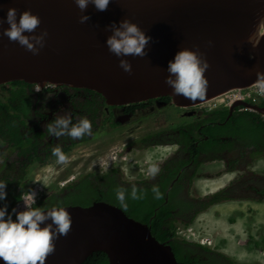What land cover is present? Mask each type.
<instances>
[{"label": "water", "instance_id": "obj_1", "mask_svg": "<svg viewBox=\"0 0 264 264\" xmlns=\"http://www.w3.org/2000/svg\"><path fill=\"white\" fill-rule=\"evenodd\" d=\"M9 7L17 10V20L25 10L40 18L33 33H23L47 30L38 54L3 35ZM82 14L89 20L80 23ZM124 18L151 37L145 56L125 57L131 74L117 67V58L105 45L111 34L107 26ZM181 48L198 49L208 61L202 100L173 96L164 82L170 75L167 62ZM103 62L111 64L106 67ZM257 71L264 72V0H110L106 10L89 4L84 13L74 0H0V86L22 81L41 88L46 84L86 88L116 106L169 96L178 106L190 107L253 85ZM237 106L264 114V108L247 102H237L231 110ZM65 208L72 217L70 230L54 241L55 250L45 264H82L95 252L105 253L109 264H178L172 247L160 242L149 225L115 205L99 201Z\"/></svg>", "mask_w": 264, "mask_h": 264}, {"label": "clouds", "instance_id": "obj_2", "mask_svg": "<svg viewBox=\"0 0 264 264\" xmlns=\"http://www.w3.org/2000/svg\"><path fill=\"white\" fill-rule=\"evenodd\" d=\"M109 2L110 0H74V4L81 13H84V10L89 4L93 5L97 11H104ZM88 20L89 16L86 14L79 16L80 23H84ZM3 22L8 25L7 28L3 29V35L7 37L9 41L17 42L33 55L38 54L40 49L44 47L45 38L48 35L47 30H41L39 35L26 36L23 34L25 32L33 33L41 23L40 18L31 13L30 10L21 12L17 20V10L9 7L6 10ZM107 28L111 32L105 40L108 52L118 58V66L125 73L131 74V64L129 61L119 58L127 56H145V48L151 40V37L147 36L136 23L131 22L127 18L122 19L118 23L113 22L108 25ZM261 33L262 31L259 34ZM249 41L253 42V46H255L253 37L250 36ZM208 67L209 64L207 59L204 58L202 54H198V49L191 50L188 48H181L175 53L173 59L167 62L166 71L170 75L165 78L164 82L171 87L173 96H182L191 101H196L197 99L202 100L208 87V80L203 74ZM252 84L253 85L247 88L237 89L248 91L254 87L257 95H264V72L257 71L256 79ZM35 85L37 89L40 88L37 84ZM228 92L221 94V96ZM237 102H247L252 106L264 108V104H258L259 102L256 100L255 96L247 100L236 101L230 105H221L211 111L205 110L199 103L189 108L181 106H179V108H192L207 114L216 110L226 109L228 110L227 119L233 115L229 116V111L232 113L235 109H237L235 111L245 110L255 113L258 112L264 119L263 113L250 110L249 107L237 106L231 110V107ZM44 129L52 137L59 138L65 136L69 138L63 139L62 142L67 140V144L70 145V148L64 153L60 147L63 143L60 142V145L57 144L51 147V155L55 157V160L46 161L43 165L33 164L30 166L26 184L21 192L19 201L10 210L6 201L8 195L5 190L6 184L0 181V262H3V264H45L46 257L55 250L54 241L58 237L68 234L72 223V217L65 207L81 205H52L47 208L36 206L42 200L47 189L55 188L58 191H64L67 187L73 185L85 175L103 174L107 171L115 170L124 184L132 185L128 196L131 199L142 198L143 190L140 191V195L138 196L135 184L155 180L164 165L175 156L172 150L165 145L154 143H135L133 141L132 144L125 145L121 142L119 146L120 154L113 156L105 154L104 143L96 142L91 146L89 144V138L79 141L76 144H71L73 139H79L87 135L90 136L92 125L86 116H80L73 122L68 112H65L63 115L55 114L54 119L45 124ZM108 130L109 128H107V131ZM159 131H161L160 128L154 129V132ZM131 135H133V133L129 134V136ZM147 136L149 135H144V137ZM261 154L254 156L245 155L241 162H239V155L234 154L229 158V160L232 161L231 163L228 159H215L202 163L198 167L191 184L188 186L186 192L187 197L192 196L194 199L202 200L213 194L217 195L221 192L229 193L230 185L216 191L214 183L215 177H230L233 175L230 172L240 171L243 167L247 168L246 173L264 171V167L257 166V163L261 161L260 159L264 156V154L260 156ZM259 156L261 157L260 159L257 158ZM49 164H53L54 166L51 176L46 178L42 183H37V185L29 191H26L25 187L32 176L34 167H46ZM188 166L185 167V170L190 169H187ZM40 178L41 174L35 175V180H39ZM199 181H201V186H199ZM151 191L156 198H159L160 192L157 186L153 185ZM115 196L121 207L127 206L124 188L117 187ZM221 199L223 200L214 205L212 204L204 211L210 212L209 209L211 207H216L223 203L230 205L229 197ZM262 207L264 208V204H262ZM203 213L199 214L195 221L188 226H185L182 222L179 224L176 231L178 240L187 243L188 245H184L189 248L192 247V244L202 246L207 252H209L207 248L215 249L222 247V253H225L227 258L236 259V261L231 262V264H248L249 260H252L254 256L253 253L250 252L251 250L253 251L254 248L248 247L244 250L243 247L245 246L241 244L246 242L249 237L256 241L264 238V212L247 210L245 213H240L236 220L227 219L230 225L236 226L235 231L231 232L226 229L228 224H224L225 230L227 231L224 234H226L227 237H221V239L227 241L226 246H219L211 239V235L206 241H204V239L194 241L192 228L196 220ZM47 220H50L51 223L44 224V226L41 227V224ZM258 231H261V234ZM239 235L242 238L241 242L238 241ZM241 246L243 247L241 248ZM261 251L262 253L260 251H258V253L264 256V250L261 249Z\"/></svg>", "mask_w": 264, "mask_h": 264}, {"label": "trees", "instance_id": "obj_3", "mask_svg": "<svg viewBox=\"0 0 264 264\" xmlns=\"http://www.w3.org/2000/svg\"><path fill=\"white\" fill-rule=\"evenodd\" d=\"M35 84L13 81L0 86V181L6 184L8 193L6 201L9 210L19 201L26 184L30 166L43 165L51 152V146H44L39 126L31 127L33 123L34 98L32 92ZM264 104V101L261 102ZM228 110H216L206 117L182 126L174 132L173 142L180 146V153L171 158L162 168L155 180L135 184L138 196L143 190L142 198L131 199L128 194L132 185L122 182L115 170L103 174H88L64 191L49 188L42 200L36 205L47 208L52 205L90 206L95 201H105L116 205L124 214L150 226L152 234L160 241L168 243L176 255L179 264H205L206 261L192 257L187 243L178 240L176 231L179 224H192L199 214L209 206L220 202L221 196L216 195L208 201L199 200L197 212L188 223L184 208L175 211L177 206L166 204L161 197L171 201L180 193H186L198 167L207 161L228 159L234 154L254 156L264 153V119L260 114L251 111L238 110L227 119ZM97 123L99 118L96 117ZM95 125V122L92 126ZM87 136L73 139L71 144L85 140ZM60 146L65 153L70 145L67 140ZM149 143V142H144ZM41 152V153H40ZM194 161L189 170L185 167ZM231 163L232 161L229 160ZM158 187L159 198L151 191L152 186ZM117 187L125 189L126 207H121L115 196ZM231 197L226 193L225 199ZM160 199V200H159ZM158 207V209H157ZM185 244V245H184ZM264 250V238L260 243ZM218 264H231L226 258L215 256ZM83 264H109L106 254L95 252Z\"/></svg>", "mask_w": 264, "mask_h": 264}, {"label": "flooded vegetation", "instance_id": "obj_4", "mask_svg": "<svg viewBox=\"0 0 264 264\" xmlns=\"http://www.w3.org/2000/svg\"><path fill=\"white\" fill-rule=\"evenodd\" d=\"M32 95L34 97L32 99L34 102V111L32 113L34 118L33 123L30 126H39L37 131L38 134L41 133L42 135V140L45 143L44 146L50 145L53 147L57 144L60 145V142H62L63 139H69L65 136L59 138L52 137L44 129L45 124L54 119L55 114L63 115L65 112H68L73 122H75L80 116H86L90 120L91 125L95 122V125L92 126L91 134L88 136L89 144L91 146L94 145V143L99 142L97 137L102 134L101 130L105 128H109V130L112 131L111 133L116 135V140L104 148L105 154L108 156L120 154L119 146L121 141L119 138L123 134L127 133L131 122L133 124L139 123L140 125H146V134L149 136H158V142L156 143H159V145H165L171 149L173 155L176 156L180 153V146L176 142H173V136L177 135L174 130L200 120L208 115L207 113L192 108H179L178 110H175L173 115H168L167 109L172 107L171 103L173 102L172 98L169 96H162L145 101L116 106L108 104L101 94L93 90L55 84H46L39 89L34 87ZM255 98L259 102L258 104H261V100L257 97ZM235 110H233L232 113L229 111V116L234 114L236 112ZM96 117L99 118L98 123L97 119H95ZM174 120L176 123L175 128L167 130L163 129L162 131L154 132L155 125L157 123H161L159 128H164V126H167ZM244 156L245 155H239V162H241ZM262 158H264V156H262ZM53 160H55V157L52 156L50 152L48 154L47 161ZM193 163L194 161L192 160L190 165L192 166ZM190 165L187 169L190 168ZM246 171L247 168L243 167L240 171L230 172L233 175L230 176L231 183L229 184V195L231 197H229V201L236 203H248L247 201L245 202V199L247 197L255 199L256 193H260V198L264 199V177H244L249 174H256L246 173ZM233 196H239V200L233 199ZM197 205H199V200L194 199L192 196L186 197L184 211L186 212L185 216L188 217V220L180 218L185 221L184 223H188L195 215L197 212ZM218 235L219 232L216 235H211V239L219 246H226L227 241L221 239ZM261 239L256 241L255 239L249 237L246 242L242 244L240 243L245 246H241V248L243 247L244 250L248 247L254 248L253 251H250L254 256L258 253V251L262 253L260 248ZM190 249L193 250L192 257L205 260V264H218L215 256L217 258L224 257L230 263L236 261V259L227 258L226 254L222 253V247L215 249L207 248L209 249V252H207L204 247L192 244ZM196 263L198 264L197 261ZM248 264H262V260L260 258L252 259L249 260Z\"/></svg>", "mask_w": 264, "mask_h": 264}, {"label": "rangeland", "instance_id": "obj_5", "mask_svg": "<svg viewBox=\"0 0 264 264\" xmlns=\"http://www.w3.org/2000/svg\"><path fill=\"white\" fill-rule=\"evenodd\" d=\"M247 92L253 93L254 87L248 90ZM171 104H172V107L167 109L168 115H173L175 113V110L179 109V106L174 102V100ZM159 126H161V123H157L155 125V128L156 127L159 128ZM175 126H176V123L174 120L170 122V124H168L167 126H164V128H160V129L162 131L163 129L167 130L170 128H175ZM132 130H135V131H132ZM101 131H102V134L97 137L98 138L97 140L100 143H104L105 147L116 140L117 137L116 135L111 133L112 131H109V130L107 131V128ZM130 133H133V135L129 136ZM146 133H147L146 125L144 124L140 125L139 123L133 124L131 122L127 130V133L123 134L119 138V140L125 145L132 144L133 141L135 143L149 142V143L159 144V143H156L158 142L157 141L158 136L151 135V136L144 137ZM263 154L264 153H262L260 156H262ZM260 156L257 158L260 159L261 158ZM260 160L261 161L257 163V166L263 168L264 158H261ZM53 170H54L53 164H49L46 167L35 166L32 172V176L25 187V190L29 191L35 185H37V183H42L46 178H49L51 176V173ZM255 173H256L255 175L249 174L244 177H251V178L255 176L264 177V171H256ZM39 174H41V178L39 180H35V175H39ZM214 183H215V188L217 191L219 189H222L223 187L228 186L231 183V179L229 176L215 177ZM199 186H201V181H199ZM226 193L227 192H221L217 195L221 197H225ZM212 196L215 197L216 195L213 194ZM212 196L203 198L202 201H208ZM255 196H256L255 199H251L250 197H247L245 199V202L247 201L248 203H244V202L236 203V202L229 201L230 205L223 203V204L217 205L216 207L215 206L211 207L209 209L210 212L203 213L201 216H199V218L194 223L193 228H192V233L194 234V241H199L201 239H204V241H206V239L210 235H216L218 232H219L218 236L220 238L227 237V235L224 234L227 232L225 230L224 224H228V227L226 229L231 232L235 231V226H236V225L235 226L230 225L227 219L236 220V218L238 217L240 213H245L247 210L264 212V208L262 207V204H264V199L260 198V193L259 194L256 193ZM186 197H187L186 193H180L179 196L174 197L171 201H169L168 197L163 196L160 198V199H163V202L160 201L159 203L161 205H166L168 203L171 205H176L177 208L175 211H179L182 209L183 206H185ZM232 198L235 200H239V196H233ZM237 230H240V229H237ZM261 231H258V232L261 234ZM238 241L240 242L242 241V238L240 235L238 236ZM257 258H260L262 260V264H264V256H262L260 253H257L255 256H253L252 259H257Z\"/></svg>", "mask_w": 264, "mask_h": 264}, {"label": "built area", "instance_id": "obj_6", "mask_svg": "<svg viewBox=\"0 0 264 264\" xmlns=\"http://www.w3.org/2000/svg\"><path fill=\"white\" fill-rule=\"evenodd\" d=\"M254 94V95H253ZM255 93L253 92H247L246 90L243 89H236L229 91L227 94L221 96V99H211L208 103H203L200 104L202 105L205 110L211 111L216 108H218L221 105H230L231 103H234L236 101H241V100H247L250 98H254Z\"/></svg>", "mask_w": 264, "mask_h": 264}, {"label": "bare ground", "instance_id": "obj_7", "mask_svg": "<svg viewBox=\"0 0 264 264\" xmlns=\"http://www.w3.org/2000/svg\"><path fill=\"white\" fill-rule=\"evenodd\" d=\"M116 58H117V57H116ZM119 59H126V60H128V59L125 58V57H120ZM117 60H118V58H117ZM84 61H87V59H85ZM103 63H107V64H106V67H109V65L111 64V62H103ZM116 65H117L118 68H120V67L118 66V61H117V64H116ZM254 93H255V95H256L255 97L259 98V99L261 100V102L264 101V95H257L255 88H254ZM214 98L221 99L222 97H221V95H218V96L212 97V98H210V99H206V100H204V101H202V102H199V104L208 103L211 99H214Z\"/></svg>", "mask_w": 264, "mask_h": 264}]
</instances>
